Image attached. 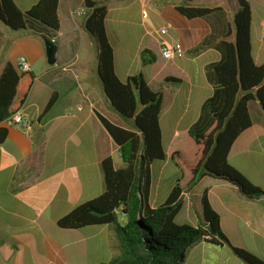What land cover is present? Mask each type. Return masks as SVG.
<instances>
[{
	"label": "crops",
	"instance_id": "crops-1",
	"mask_svg": "<svg viewBox=\"0 0 264 264\" xmlns=\"http://www.w3.org/2000/svg\"><path fill=\"white\" fill-rule=\"evenodd\" d=\"M14 1L27 12L39 0ZM93 1L108 9L105 26L118 78L128 82L141 77L153 92L162 95L160 126L167 158L162 168L158 169L156 162L151 167L147 205L155 209L165 204L180 181L183 208L178 219L198 225L202 196L207 191L212 208L220 216L222 232L232 246L264 261V194L248 199L229 183L208 177L190 189L191 172L183 163L177 167L171 160L175 152L189 162L197 159L199 149L190 129L214 92L207 66L221 60L214 48L192 53L211 34L212 27L206 20L185 18L178 9L223 8L233 19L239 11L238 0ZM247 1L253 18L254 59L261 65L264 0ZM83 10L85 14L79 15ZM58 17L60 30L53 38L58 48L53 65L48 62L42 37L12 31L0 20V76L7 62L17 65L21 58L30 63L34 75V84L20 110L33 123L31 132L25 134L2 124L8 137L0 145V264H111L122 258L111 226L65 230L58 225L74 209L105 193L103 161L112 159L116 170L124 168L120 148L98 114L127 126L112 109L98 77V46L86 28L85 0H59ZM166 27L168 32L163 34L161 30ZM162 46L181 50L183 55L165 60ZM54 94L58 99L46 112ZM250 113L254 124L236 140L228 162L264 192V114L258 104ZM179 142L188 143L191 153L180 149ZM246 156L251 159L247 161ZM239 164L246 165L252 178ZM166 170L171 173L167 178ZM224 194L233 196L236 208L228 205ZM118 213L121 224L124 220L127 224L125 215ZM227 249V245L202 240L187 250L184 264H208L213 255L222 256L224 264H240L232 248L239 259L224 253Z\"/></svg>",
	"mask_w": 264,
	"mask_h": 264
},
{
	"label": "trees",
	"instance_id": "trees-1",
	"mask_svg": "<svg viewBox=\"0 0 264 264\" xmlns=\"http://www.w3.org/2000/svg\"><path fill=\"white\" fill-rule=\"evenodd\" d=\"M238 5L239 11L233 19L223 8L183 6L178 9L185 18L203 19L212 27L211 34L192 53L214 48L221 54V60L207 66V78L214 86V92L203 104L199 119L190 129L199 149L198 157L189 162L182 153L175 152L171 160L177 167L183 163L191 172L190 189L208 177L229 183L245 198L258 199L264 192L228 162L236 140L254 124L250 113L252 106L258 104L264 114V63L257 65L254 59L251 6L247 0H238ZM58 7L59 0H39L24 12L14 0H0V20L12 31H28L53 39L60 30ZM85 7L86 28L98 46V72L106 97L127 125H117L98 114L120 148L124 168L116 170L112 159L103 161L105 193L74 209L58 222L59 227L83 230L92 226H111L122 254L121 260L113 264H184L187 250L202 240L229 246L246 264H264L250 252L232 246L222 232L220 216L212 208L207 191L202 196V218L198 225L177 221L183 208L180 181L165 204L155 209L147 205L151 167L167 158L160 126L162 95L153 92L141 77L131 78L128 82L118 78L105 26L107 6L85 0ZM2 37L0 34V39ZM33 84L31 72H21L11 62L5 64L0 76V145L8 137L2 124L21 110ZM57 99L54 94L46 112ZM118 212L127 218L125 226L121 224Z\"/></svg>",
	"mask_w": 264,
	"mask_h": 264
},
{
	"label": "built area",
	"instance_id": "built-area-1",
	"mask_svg": "<svg viewBox=\"0 0 264 264\" xmlns=\"http://www.w3.org/2000/svg\"><path fill=\"white\" fill-rule=\"evenodd\" d=\"M85 11H80L79 15H84ZM163 34L168 32V28H164L161 30ZM264 39V33L262 35ZM182 56L183 52L181 50H175L174 48H170L167 46H162V56L165 60H172L176 55ZM19 70L21 72H31L32 68L30 63L25 59L21 58L17 64ZM8 127H15L23 131L25 134H29L33 128V123L28 120L20 111L15 113L12 117H10L6 122Z\"/></svg>",
	"mask_w": 264,
	"mask_h": 264
},
{
	"label": "rangeland",
	"instance_id": "rangeland-1",
	"mask_svg": "<svg viewBox=\"0 0 264 264\" xmlns=\"http://www.w3.org/2000/svg\"><path fill=\"white\" fill-rule=\"evenodd\" d=\"M166 143H168V142H166ZM177 145H178L179 147H181L180 149H183V150L185 151V153H187V154L191 153L188 143H185V142H179V144L177 143ZM245 159H246L247 161H249L251 158H250L249 156H246ZM239 160H240V159H238L237 162H239ZM232 162H233V161H232ZM156 163H157L158 169H160V168H162V166H163V164H164V161H159V162H156ZM170 166H174V164L171 162V163H170ZM238 166L240 167V169H242L243 173H244L247 177L252 178V173L249 172V170H248V168L246 167V165H244V167H243V164H239ZM170 175H171V173L169 172V170H166L165 177L167 178V176L169 177ZM224 197H225L226 201L228 202V205H230L231 207L234 206V208H236L235 203H233V199H232L233 196H232L231 194H230V195H228V194H224ZM237 209L239 210V208H237ZM242 214L244 215V212H242ZM178 223L183 224L184 222L182 221V219H178ZM122 224H123V225H126V221L124 220V221L122 222ZM224 253L227 254V255L235 256V255L233 254V252L231 251V248H230L229 246H228V249H227ZM236 256H237V255H236ZM236 256H235V257H236ZM236 258L239 259L238 257H236ZM120 259H121V256H120L119 260H120ZM119 260L117 259V260H115L114 262H117V261H119ZM114 262H113V263H114ZM237 262H238V261H237ZM239 262H240V264H245V263H244L242 260H240V259H239ZM113 263H111V264H113ZM208 264H224V260H223L222 256L219 257V256H217V255H213V256H210V257H209Z\"/></svg>",
	"mask_w": 264,
	"mask_h": 264
},
{
	"label": "water",
	"instance_id": "water-1",
	"mask_svg": "<svg viewBox=\"0 0 264 264\" xmlns=\"http://www.w3.org/2000/svg\"><path fill=\"white\" fill-rule=\"evenodd\" d=\"M41 37H42V39L45 42V46H46V50H47L48 62H49V64L53 65L56 62L55 57H56V53H57V49H58L57 45L55 44V41L52 38H50V37H48L46 35H42ZM98 77L100 79V82L103 85V82H102V80L100 78L99 72H98ZM103 88H104V85H103ZM104 92H105V89H104ZM105 95H106V93H105ZM136 128H138V127H136Z\"/></svg>",
	"mask_w": 264,
	"mask_h": 264
}]
</instances>
